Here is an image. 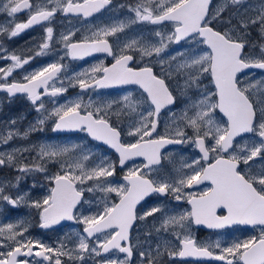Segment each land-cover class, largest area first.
<instances>
[{"label": "snow or ice", "instance_id": "obj_1", "mask_svg": "<svg viewBox=\"0 0 264 264\" xmlns=\"http://www.w3.org/2000/svg\"><path fill=\"white\" fill-rule=\"evenodd\" d=\"M117 8L127 9L129 17L113 16L109 23L89 28L75 40V28L54 38L57 13L86 21ZM0 11L11 18L7 27L0 26V36L7 34L11 39L35 25L44 27L33 55L7 54L6 49L0 55V60L11 61L0 67V90L10 96L26 94L38 114L22 133L0 132V144L26 139L51 120L53 132H83L118 153L114 161L80 144H43L0 152V166L17 167V154L36 151L41 162L20 163L17 170L46 173L51 185L42 198L32 199L27 192L13 196L7 191L18 187L21 176L14 183L0 180V202L34 209L41 229H53L63 221L82 225L74 242L61 240L53 246L26 236L29 226L22 220L0 224V264H89L97 257L101 259L95 264H162L165 255L221 264H264V0L258 6L247 0H135L131 4L7 0ZM20 12H26V22H15ZM142 23L160 27L148 38L126 33ZM164 26H170L169 30L164 31ZM253 31L259 41L251 39ZM56 43L63 45L64 55L71 59L105 53L113 62L75 73L68 77L67 86L60 79L64 65L57 62L26 73L22 82L7 80L32 59L48 55ZM173 44L181 47L169 52ZM252 70H260L261 75ZM205 79L212 88L205 85ZM123 85L138 86L141 95L129 93L103 104L91 99L84 102L89 90ZM69 87H78L80 94L64 103L52 99L49 102L54 106L46 107L44 97H60ZM179 96L185 100L177 115L171 106ZM164 109L175 125L171 134L167 128L163 134L157 131ZM122 114L127 118L123 126ZM173 144H191L199 155L185 161L176 175H160L161 149ZM136 157L144 163L129 167L117 178V168L123 170ZM48 163H56L59 171L47 174ZM206 183L203 189L188 191ZM85 192L94 194L93 199L85 200ZM149 196L160 197L161 202L138 212L137 206ZM168 197L185 201L190 208L177 210L164 202ZM86 204L89 208L82 211ZM193 225L214 230L252 226L260 232L222 245L220 240L197 242ZM172 241L178 249L170 250Z\"/></svg>", "mask_w": 264, "mask_h": 264}, {"label": "flooded vegetation", "instance_id": "obj_2", "mask_svg": "<svg viewBox=\"0 0 264 264\" xmlns=\"http://www.w3.org/2000/svg\"><path fill=\"white\" fill-rule=\"evenodd\" d=\"M216 3H220V0H214ZM124 3H135V0H114V4H124ZM129 13L127 9H120L117 8L113 12L109 13L107 11H104L102 13L95 14L93 17L88 18L86 21L76 18L69 14L68 16H62L60 13H57V17L55 21L53 22L55 33L57 34L54 38L58 40V33L66 32L70 29H78L76 32V36L73 37V39H77L78 37H81L82 35H86L89 28H93L97 25H102L105 23H109L110 19L115 16L121 20H125L129 17ZM227 15V13L225 14ZM11 18L7 16L6 12H0V26L4 25L5 27L8 26L9 21ZM28 19V16L26 12H20L16 14L15 22H26ZM149 26H155L160 27L156 25H151L148 23H142V24H136L132 25L130 29L126 30V33L129 35H134L136 33V28L138 27H149ZM170 27V26H164V28ZM124 35V34H121ZM44 36V27L43 25H35L32 28L26 29L21 34H19L17 37L9 39L7 37V34H4L0 36V55H5L4 49L7 50V54L15 53L17 55H23V56H31L34 54L35 51L38 50L37 45L42 42V37ZM112 38H110L111 41ZM181 44H184L183 41H181ZM181 46V45H176ZM22 50V51H21ZM62 51V54H59L58 52ZM62 57V59H61ZM57 62L64 65V68L62 69V72L60 74V79L63 80L65 86L68 84V77H71L75 73H79L84 71L85 69H90L93 65L103 62L105 65H110L113 61L112 58L107 56L105 53H94L92 56L85 57L83 60L81 59H71L68 56L64 55L63 51V45L61 43H56L54 50L51 51L46 56H37L35 59H32L29 64L25 65L23 69H17L15 70L11 76L7 77V80L9 82H12L13 79L17 82L23 81V76L31 72L33 70H37L43 66H46L49 63ZM11 61L9 60H0V67H6L8 64H10ZM256 73V76H260V70H252ZM205 85H207L208 88H212L213 86L209 82L208 79H205L204 81ZM56 86H60L59 83H57ZM81 90L78 87H69L68 91L63 93L60 97L57 98H50V97H44L45 103L51 104L49 101L54 100H61L64 98H72L77 97L78 94H80ZM0 93L5 94L9 99L21 100L20 104L22 105V108L29 109L31 108L32 104L30 100L27 98L26 94H17L16 96L11 97L6 91L0 90ZM131 94L133 97H139L141 95V90L136 85H123L118 86L111 89H100L97 91L89 90L87 93L83 95L84 102L87 103L89 99H91L95 104H103L107 103L109 101L114 100H120L125 94ZM185 97L179 96L177 99V103L174 106H171L174 111L177 112V115H179V112L181 110V107H183ZM168 113L167 109L162 110L161 112V119H160V125L157 129L158 132H161L163 134L165 132V128H167V131L169 134H171V131L169 130V122L171 120V117ZM222 114L217 115V119H221ZM113 120H116L117 117L113 116ZM119 121L121 125H125L127 123V118L122 114L119 117ZM190 132V130H189ZM53 135L55 136H83L85 137L92 145L96 146L97 149L100 151L101 155L108 156L111 160H118V153L115 152L114 149H111L107 145H103L102 142L93 141L90 137L87 136L86 133L83 132H53ZM131 139V138H127ZM239 139V138H237ZM177 149L180 150L177 152ZM181 154L179 155L178 153ZM199 150L195 148V146L191 144H183V145H167L163 149H161V165L160 167V175L168 174V176H174L176 175L174 170L175 167L178 166L179 162L181 165L187 161L190 162L193 158L198 157ZM144 163V160L142 157H136L133 160H130L125 165L124 169L121 170L119 167L117 168V177H122L125 172L128 170L129 167L133 166H141ZM164 170V171H163ZM49 173L54 174L59 171V167L52 166L49 168ZM155 175V173H153ZM90 183V182H89ZM51 185L49 182L46 183L45 191L42 194V196L47 194V189ZM207 186V183L205 185L199 186V189L194 188L190 189L188 191H198L200 189H203ZM87 187V185H85ZM92 193L85 192L84 199L87 200L88 198H93ZM161 202L160 197L156 196H149L147 197L140 205L137 206V211H141L143 209L150 208L154 206L156 203ZM165 203H168L171 207L176 208L177 210H185L189 209L190 205L187 204L185 201H174L171 197H168ZM79 207V206H78ZM84 211L85 209H81ZM34 212V209H33ZM152 218H149V221H151ZM76 226L80 227V230L82 229V225L77 224L75 222L64 224L63 226H58L53 229H41V233H33L32 238L39 239L42 234L46 233H53L56 235L53 236H47L49 240L45 239V243L51 244L55 246L58 241H65L66 243L75 237V233L79 232L80 230L77 229ZM75 228V229H73ZM192 235L197 240V242H212L215 240H220L222 245L223 244H231L234 241L237 240H243L247 239L251 236H258L260 229L259 227L253 228L252 226H233L231 228H225L221 230H214V229H208L205 226H196L193 225L191 229ZM142 235V233H139ZM47 235V234H46ZM133 237L135 238L138 235V232L135 230L132 233ZM39 237V238H38ZM135 243V239L133 241ZM173 245V248L170 250H176L178 249V245L175 244V241L171 242ZM72 245L69 244V247ZM112 255L111 253L105 254ZM116 255L123 257V254L116 253ZM101 258L97 257L94 258L93 261H90L89 264H95V261L99 260ZM134 261L138 262V257H133ZM162 264H221L219 261H215L212 259H197V258H170L167 255H165L162 258Z\"/></svg>", "mask_w": 264, "mask_h": 264}, {"label": "rangeland", "instance_id": "obj_3", "mask_svg": "<svg viewBox=\"0 0 264 264\" xmlns=\"http://www.w3.org/2000/svg\"><path fill=\"white\" fill-rule=\"evenodd\" d=\"M7 0H0V5L6 3ZM221 2V0H220ZM247 3L250 5L258 6L260 0H247ZM4 12V11H0ZM252 13L250 12L249 15ZM4 26V25H2ZM158 27L149 26V27H138L136 28V34H143L145 38L151 36L153 29H157ZM164 31H168L169 27L163 29ZM130 35V34H129ZM251 39L255 41H259L260 37L256 31H253L251 34ZM183 45V44H181ZM181 46H176L175 44L171 45L169 48V52H175L176 50L180 49ZM22 51V50H21ZM62 54V51L58 52ZM179 59V57H178ZM181 83H183L181 81ZM189 96L193 95V93L189 92ZM76 97L72 98H64L61 100H56L58 103H64L66 99H75ZM21 100L14 101L13 99H9L5 94L0 93V132H5L8 130H19L21 133L29 128L31 124L35 122L37 119V112L34 110L33 105L29 109L22 108L20 104ZM46 107L51 108L54 105L45 103ZM182 108V107H181ZM15 120L16 124L12 125L10 122ZM169 130L172 132L175 125L173 124L172 119L169 122ZM43 144H53V145H73V144H80L86 148H90L92 151L96 152L98 155L100 151L97 149L96 146L92 145L85 137L83 136H55L53 135L52 131V121L49 120L46 122L42 131H35L31 132L29 136L25 138L17 137L11 140L7 145L0 144V152H11L13 149L16 148H38L39 145ZM180 150L177 149V152ZM179 155L181 154L178 153ZM40 163L39 159L37 158V152L34 150H30L28 152H24L21 156L17 154L16 157V164L17 167L12 166H0V180H11L13 183L15 182V177L21 176L20 182L18 187H13L11 189H7L9 193L15 196L17 193L23 194L25 192L29 193L30 198L32 199H39L42 198V194L45 191L46 183L48 182L45 179L46 173H28V174H21L17 169L20 163ZM55 166L59 167L56 163H48L46 165L47 170L50 167ZM181 168V163L179 162L178 166L175 167V174L177 170ZM164 171V170H163ZM49 173V171L47 172ZM168 176V174H164ZM118 178V177H117ZM35 185V187L33 186ZM93 198H88L87 200H92ZM93 210H95V204L91 205ZM89 208V205H85L84 209ZM159 215V214H157ZM24 221L28 226L29 230L25 233L26 236H30L32 238L33 233H41L40 227L38 226V216L36 211L26 206V204H21L20 206L13 208L12 206L8 205L6 202H0V224H7V223H16L17 221ZM77 229L80 230L79 226H76ZM75 229V228H73ZM47 234V235H46ZM42 234L39 240L43 242L49 240L47 236H53L56 234L53 233H46ZM76 237L72 239L74 242Z\"/></svg>", "mask_w": 264, "mask_h": 264}, {"label": "water", "instance_id": "obj_4", "mask_svg": "<svg viewBox=\"0 0 264 264\" xmlns=\"http://www.w3.org/2000/svg\"><path fill=\"white\" fill-rule=\"evenodd\" d=\"M167 146V145H166ZM68 222H72V221H63L62 223H61V225L62 224H65V223H68ZM58 226H60V225H58Z\"/></svg>", "mask_w": 264, "mask_h": 264}, {"label": "bare ground", "instance_id": "obj_5", "mask_svg": "<svg viewBox=\"0 0 264 264\" xmlns=\"http://www.w3.org/2000/svg\"><path fill=\"white\" fill-rule=\"evenodd\" d=\"M142 202H143V201H142ZM142 202H141V203H142Z\"/></svg>", "mask_w": 264, "mask_h": 264}]
</instances>
